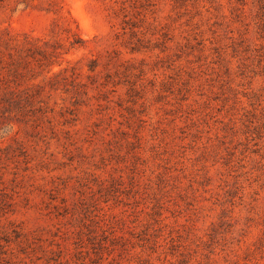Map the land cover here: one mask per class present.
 Instances as JSON below:
<instances>
[{
    "label": "rangeland",
    "instance_id": "obj_1",
    "mask_svg": "<svg viewBox=\"0 0 264 264\" xmlns=\"http://www.w3.org/2000/svg\"><path fill=\"white\" fill-rule=\"evenodd\" d=\"M0 29L60 46L0 104V264H264V0H2Z\"/></svg>",
    "mask_w": 264,
    "mask_h": 264
},
{
    "label": "trees",
    "instance_id": "obj_2",
    "mask_svg": "<svg viewBox=\"0 0 264 264\" xmlns=\"http://www.w3.org/2000/svg\"><path fill=\"white\" fill-rule=\"evenodd\" d=\"M72 34L75 36V33ZM18 37L8 30L0 29V104L20 109L26 104L30 105L35 95L39 93L37 89L31 90V86H23L29 79L28 73L35 67L43 71L45 66L55 63L60 46L49 45L47 40L32 39L28 36ZM79 42V38L74 37L70 45ZM49 71L50 69L47 70ZM59 74L52 73V77L55 78Z\"/></svg>",
    "mask_w": 264,
    "mask_h": 264
}]
</instances>
